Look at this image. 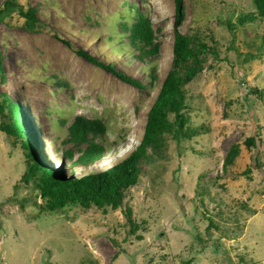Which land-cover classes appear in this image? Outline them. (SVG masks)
Here are the masks:
<instances>
[{
	"label": "rangeland",
	"instance_id": "1",
	"mask_svg": "<svg viewBox=\"0 0 264 264\" xmlns=\"http://www.w3.org/2000/svg\"><path fill=\"white\" fill-rule=\"evenodd\" d=\"M22 1L37 11L45 27L30 32L16 19L9 25L0 24V94L21 105L44 163L46 157L55 168L61 161L64 167L59 171L75 177L103 169L98 164L101 158L90 167L72 165L62 158V151L70 146L62 144L67 127L75 116L101 119L107 129L106 141H102L106 153L121 149L129 138L138 144L147 112L170 69L174 2ZM183 5L185 20L177 30L209 42L212 56H216L212 75L218 77L203 80V94L212 100L205 127L208 134L193 148L184 140L174 143L166 135L152 161H165V173L169 174L171 150L181 152L180 184L188 188V182H193L185 193L192 199H199L202 186L208 187L213 196L204 200L205 214L213 227L204 234L208 221L197 216L198 229L194 230L197 224L191 225L189 220L193 205L186 197L179 201L184 206L183 215L173 211H178L175 200L176 206L172 202V208L161 207L155 215L157 205L149 198L162 196L170 202L168 195H175L169 175L166 194L147 185L124 191L121 206L130 208L131 217L144 220L146 233L140 239L133 236L131 246L112 258L120 246L114 247L107 234H101V222L91 220L99 217L96 213L65 217L55 208L40 210L48 203L40 194V181L14 158L25 153L24 139L0 132V264H138L143 259L148 264H264V18L255 12L253 0H183ZM124 8L133 14H146L152 22L160 50L150 67L135 55L117 54L108 46L112 38L120 44L127 42L128 33L118 39L109 31L113 20L124 17ZM53 28L74 46L140 81L143 88L138 90L79 57L52 36L49 29ZM228 99L232 107L225 113ZM188 117L192 120L196 116L191 112ZM193 127L198 130L197 125ZM253 135L259 140L249 151L244 138ZM232 144L237 155L222 168L217 162L219 158L222 162ZM210 149L213 161L206 157ZM145 170L143 164L142 174ZM101 221L111 224V220Z\"/></svg>",
	"mask_w": 264,
	"mask_h": 264
},
{
	"label": "trees",
	"instance_id": "2",
	"mask_svg": "<svg viewBox=\"0 0 264 264\" xmlns=\"http://www.w3.org/2000/svg\"><path fill=\"white\" fill-rule=\"evenodd\" d=\"M173 2L174 37L170 69L165 75L147 112L143 134L138 144L124 156L118 155L119 149L112 153H107L111 155V159L115 158L113 167L89 172L80 177L72 176V178H69L62 171L48 168L38 155L41 151L38 150L36 134L27 121L25 113L19 107L21 105L10 99L6 94H0V132L9 138L15 135L24 139L22 140V146L25 153H18V156L14 158L17 163L22 164L20 166L30 168V174L39 179L40 194L48 199L46 206H40V210L55 208L59 211L58 214L65 215V217L71 213L74 215L89 212L96 213L99 217H92L93 223L96 224L100 221L103 229L101 234H107L114 247L120 246L112 258H117L122 250H126V248L131 246V238L133 236L136 239H140L146 233L143 227L145 226L144 220L141 219L139 221L140 217L137 220L131 217L130 208L121 206L124 191L128 188L147 185L157 192H162L167 188V184L171 179L175 188L173 200V196L171 197L170 195H168L170 202L162 196L149 198L150 203L157 205L155 215L157 216V212L161 207L165 208L168 206L172 208L174 205L176 206V203L173 202L174 200L178 203V211L174 208L173 211L179 212V216L183 215L184 206H180L179 201L182 197H186V200L193 205L189 220L191 225L197 224L194 230L198 229V222L195 219L197 216L199 219L208 221L204 234H207L209 229L213 227V221L205 214L208 213V210L204 200L213 196L208 187H203L200 182L202 191L197 195L199 199L196 197L192 199V196H186L185 193L190 189V184L193 182H188V188H183L180 184L183 180L178 174L181 152L176 149L174 151L171 150L173 158L171 159V171L169 174H167L165 161L159 163L152 161V154L159 153L158 149L164 143L166 135H170L174 143H179L182 140L186 141L187 146L191 148H193V144L197 145L199 139L201 142L206 138L208 131L205 130V127L209 124V106H211L212 100L207 99L203 94L205 93L203 80L207 78L206 81L209 82L218 77L217 75H212L216 72L214 61L216 56H212L210 43L193 38L190 33L182 34L177 30L185 20V12L183 0H173ZM253 3L255 12L264 18V0H253ZM123 14L124 17L113 20L109 31L111 37H117L118 39L128 33L127 42L120 44V42L112 38L108 46L117 54H133L139 61L147 62L150 67L151 63L159 56L160 50V43L150 18L140 12L133 14L127 8H124ZM133 17H135V20H132ZM11 19H16L24 30L30 32L34 29L45 27L39 20L37 11L22 0H4L2 2L0 6V24L9 25ZM116 29L118 32H116ZM49 31H51L52 36L57 41L79 57L104 69L138 90L143 88L140 81L126 75L113 64L105 63L94 54L74 46L70 40L59 34L54 28L49 29ZM113 42L120 45L115 46L112 44ZM204 54L205 56L203 57ZM147 64L144 66V71L148 68ZM208 70L209 72H206ZM216 85L219 86L218 83ZM258 91V89H255L254 92L257 93ZM224 106L226 107L225 113H227L232 107V101L228 99L225 101ZM191 112L195 113L196 117L189 120L188 115ZM6 119H11V121L8 123ZM60 121L62 124L66 123L64 119ZM194 124L197 125L198 130L193 127ZM239 126L242 127V124H239ZM106 132V125L101 119L75 116L67 127V137L62 142L63 145H70L62 151V158L67 159L72 165L90 167L106 153V145L102 144V141H106ZM239 138L238 140H240ZM244 139V146L249 151L255 149L254 146L257 145L259 140L254 135ZM210 142V139H208V144ZM149 151L151 154H149ZM212 154L213 151L210 149L206 157L212 160L214 159ZM236 155V146L232 144L222 162L219 158L217 165L222 163V168H224L231 163ZM28 160H30L29 163ZM143 164H146L147 170L142 174ZM10 166H14V162ZM60 167L64 166L61 164ZM165 170L167 173H165ZM169 175L171 176L170 179L167 178ZM198 186L196 184V187ZM215 188L222 189V186H215ZM166 191L164 194H166ZM172 202L174 205H172ZM170 218L172 219L173 217ZM101 219L111 220V224H109V221H101ZM215 226L217 227V225ZM199 238L203 239V236L199 235ZM82 247L86 248V245L83 244ZM137 263L148 264L145 259ZM236 264H239V262H236Z\"/></svg>",
	"mask_w": 264,
	"mask_h": 264
},
{
	"label": "clouds",
	"instance_id": "3",
	"mask_svg": "<svg viewBox=\"0 0 264 264\" xmlns=\"http://www.w3.org/2000/svg\"><path fill=\"white\" fill-rule=\"evenodd\" d=\"M120 151H121V149H119ZM118 155L120 156V154L118 153ZM101 160H99V166H101V167H104L103 169H106V168H110V167H113L114 166V164H113V161L115 160V158H112L111 159V155L110 154H107V153H105V154H103L101 157ZM99 158V159H100ZM105 158H108L109 160H110V162H112V163H103V159H105ZM50 159V158H49ZM97 161H98V159H97ZM97 161H95V163L97 162ZM45 165L48 167V168H50V169H54V170H57V171H59V169H60V166H61V164L59 165V163L57 164L58 165V167L56 166L55 168H53L52 167V165H50L49 164V162H48V160H47V158L45 157ZM51 163H52V161H51ZM103 169H98V170H103Z\"/></svg>",
	"mask_w": 264,
	"mask_h": 264
},
{
	"label": "bare ground",
	"instance_id": "4",
	"mask_svg": "<svg viewBox=\"0 0 264 264\" xmlns=\"http://www.w3.org/2000/svg\"><path fill=\"white\" fill-rule=\"evenodd\" d=\"M135 144H136L135 140L129 138V140L125 142L124 146L121 147L120 156H124L126 153H128ZM103 160H104L103 163H108V164L110 163V160L108 158H105ZM69 178H72V176H69Z\"/></svg>",
	"mask_w": 264,
	"mask_h": 264
}]
</instances>
